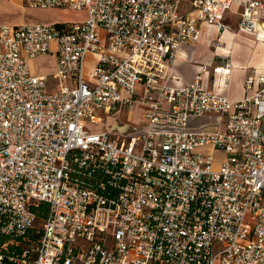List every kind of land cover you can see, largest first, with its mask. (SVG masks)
Returning <instances> with one entry per match:
<instances>
[{
	"label": "built area",
	"instance_id": "obj_1",
	"mask_svg": "<svg viewBox=\"0 0 264 264\" xmlns=\"http://www.w3.org/2000/svg\"><path fill=\"white\" fill-rule=\"evenodd\" d=\"M24 2L85 15L0 22V264H264V71L239 99L170 84L201 25L237 3L255 33L264 0ZM134 106L133 133L89 126Z\"/></svg>",
	"mask_w": 264,
	"mask_h": 264
},
{
	"label": "crops",
	"instance_id": "obj_2",
	"mask_svg": "<svg viewBox=\"0 0 264 264\" xmlns=\"http://www.w3.org/2000/svg\"><path fill=\"white\" fill-rule=\"evenodd\" d=\"M17 2L22 9H26L25 7L27 6L24 4V0H17ZM232 6L233 12L229 14L226 11L221 22L228 32L235 31L224 24V19L226 16H235L238 25L241 10L237 3H232ZM223 29L203 24L201 25V36L199 41H197L198 43L195 44V48H191L194 43L190 41L183 44L185 47L180 49V52H177L178 54H176L172 63L173 71L177 76L174 81L170 82L172 86L189 84L196 75L201 74V82L204 87L215 94L226 96L229 99H239L244 96V79L249 75H257L264 71V46L252 47L250 43L253 42L248 37L254 38L252 39L254 42H258L259 39L264 42V31L260 30L254 34L238 29V32H235V39L239 44L238 51L240 55L238 56L239 59L231 60L230 55L234 53L236 45L230 48L226 46V43H222L221 46L223 48H218V44L221 43V30L223 31ZM231 35L234 36L233 34ZM222 36H224V33ZM213 40L219 42L213 43ZM226 62L230 64L228 68L225 67ZM132 108L134 110L130 119L135 121L132 118L136 116L138 118L136 122H138L141 108H138V106Z\"/></svg>",
	"mask_w": 264,
	"mask_h": 264
},
{
	"label": "rangeland",
	"instance_id": "obj_3",
	"mask_svg": "<svg viewBox=\"0 0 264 264\" xmlns=\"http://www.w3.org/2000/svg\"><path fill=\"white\" fill-rule=\"evenodd\" d=\"M26 9H22L19 5L17 0H0V22L9 23V24H22V23H34V22H41L44 23H54V22H73V21H79L84 18V12L83 11H74L68 8H52V9H35L30 7H25ZM187 7V0H183L182 4V11L186 10ZM233 6L227 10V13L231 14L230 12H233ZM224 24L228 25L229 28L234 30L235 32H238L237 28V22L235 16H226L224 19ZM211 32V31H210ZM233 31H226L224 32V36H220L221 43L218 45H222V43H226V46L229 45L230 48L233 47V45H236L234 48V53L230 55L231 60L239 59L238 56L239 53V47H238V41H236L235 36L236 33ZM212 34V33H211ZM233 34L234 36H232ZM249 40L252 42V37H248ZM214 41V40H213ZM219 41H214L213 43H217ZM198 42H195L192 44L191 48H195V44ZM190 44V43H189ZM251 44V43H250ZM217 46V45H216ZM185 46H181V49H183ZM93 54H89L86 57L85 62V75L87 76L89 73V70L92 67L93 60H94ZM54 56L53 55H47L43 57H38L36 59L30 60V66L31 70L36 72H44V73H51L53 69L55 68L54 65ZM55 85V82L52 84ZM133 108H127L125 110L120 111L119 113L110 114L107 118L103 120L100 125L98 123L96 124H90V128L92 129H107L109 130L115 137L123 136L129 133H133L135 131L136 120L138 119L136 116L132 119L135 121H132L130 118L133 114ZM200 150V149H199ZM41 221H37L35 226L40 227Z\"/></svg>",
	"mask_w": 264,
	"mask_h": 264
},
{
	"label": "bare ground",
	"instance_id": "obj_4",
	"mask_svg": "<svg viewBox=\"0 0 264 264\" xmlns=\"http://www.w3.org/2000/svg\"><path fill=\"white\" fill-rule=\"evenodd\" d=\"M210 27H214V26H211V25H210ZM260 30H263V31H264V29L261 28V29L257 30L255 33H258ZM224 31H226V28H225V27H224L223 31L221 30V35L224 33ZM255 33H254V34H255ZM257 39H258V38H257ZM262 40H263V39H262ZM263 41H264V40H263ZM252 42H253V43H251V46H252V47H255V46H256V47L258 48V47H263V46H264V44H263L264 42H262L260 39H259L258 42H256V41H255V42L252 41ZM227 46L230 47L229 45H227ZM251 46H250V47H251ZM218 48L221 49V48H223V46L219 45ZM224 48H225V47H224ZM225 50H226V49H225ZM219 51H220V50H219ZM178 52H180V51L178 50ZM177 54H178V53H177ZM262 67H263V66H262ZM263 68H264V67H263ZM222 70H223V69H222ZM217 76H218V75H217Z\"/></svg>",
	"mask_w": 264,
	"mask_h": 264
},
{
	"label": "trees",
	"instance_id": "obj_5",
	"mask_svg": "<svg viewBox=\"0 0 264 264\" xmlns=\"http://www.w3.org/2000/svg\"><path fill=\"white\" fill-rule=\"evenodd\" d=\"M31 209L37 214L38 217L44 216V214L47 213L45 203H41L38 206H32Z\"/></svg>",
	"mask_w": 264,
	"mask_h": 264
}]
</instances>
